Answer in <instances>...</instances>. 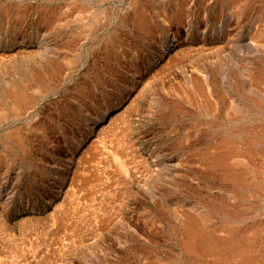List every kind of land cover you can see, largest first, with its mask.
<instances>
[{"label":"rangeland","instance_id":"1","mask_svg":"<svg viewBox=\"0 0 264 264\" xmlns=\"http://www.w3.org/2000/svg\"><path fill=\"white\" fill-rule=\"evenodd\" d=\"M133 1H135V5L133 4ZM162 3L165 6H163ZM67 4H70L69 7L73 10L76 9V6L79 5H81L82 8L87 7V10L83 9V11H86H82L81 15L78 16L80 18H84L81 19V24H78V22L75 21L74 18L67 20L65 14ZM192 4L194 7L192 6ZM138 5L141 6L139 7ZM134 6H136V8ZM132 8H135V10ZM122 9H124L125 12ZM108 12L110 13L108 14ZM136 12L139 13L137 14ZM139 14H143L144 18L147 21L152 22L156 20L157 23L158 20L161 19V16L165 15L168 17L166 22L161 21L158 24L159 27H156V29L150 32V34H146L143 38H140L139 49H141L142 51H148L149 49L152 50L154 48L155 50L158 49V46H161L165 38H172V35H167V29L169 28V25L173 20L172 18L181 14L180 20L175 23V32L172 31V33H185L187 40L185 39L183 43L184 45H187L188 51L190 53H192L191 51L194 52L190 55V59L187 58L183 60L184 62L182 61L181 63H166V66H163L165 68L161 67V70H157L158 74L156 73L153 76L152 74H150V77L147 75L143 78V80L147 81V85H149L148 92L142 95V98H139L137 100L135 106V108H137L135 112L132 111L133 114L131 116L133 121L132 127L135 131V135L138 133H142L143 137L142 139L135 142L136 145L134 144L132 150V152L134 153L132 154L134 156L133 159L135 158V165L134 163H132V168L129 170L134 171V174H136V176L140 175V173L142 172L143 174L141 173L140 178L146 177L144 179L147 187L145 190H143V188H141L140 190H134L133 188L132 196L127 199L126 205H124L125 208L121 211H116L118 209L117 202L111 200L112 202L110 203V206L108 205L107 211H102V214L99 213V219L94 215L95 217L92 216V222L90 220V223H81V225H79L80 223L78 222V225L73 224L64 226V229L62 225V232L59 234L57 233L58 235L55 233L52 237V231L55 230V228L58 229L59 225L63 221V217L60 218L63 214H57V212L55 213L52 208L47 206V201L44 200L43 197H39L41 193L40 191H42L41 185H38V181L41 175L37 176L36 178L31 177L28 170L24 166V162H22L23 160L20 153L17 152L16 149L15 154H13L14 152L9 153V151L6 150L7 148L1 145L4 141L3 134L8 130L18 129L19 127L23 130L31 129L35 123L34 121L41 118L47 120L49 116L55 115V110L61 105V102H68V95L75 88V83L85 76L86 72L88 71L87 69H89V66L87 65L91 66L96 56L102 57V51L100 50L102 49L101 47L107 43V37L111 36L113 34L112 32L114 31L118 32L120 35L122 34L121 36L124 39H126V37H133L134 33L137 30V28L135 27V22ZM115 16L117 17L115 18ZM191 16H193V18H191ZM101 17H103V20L100 19ZM186 19L188 20L186 21ZM85 20L88 22V24L90 23V21H93L94 25L98 24V32L95 34L96 36L94 35L90 38L85 36L86 41L85 38L81 40L80 45L76 47L77 52H75L78 55V63L76 60L73 69L67 71L65 70L66 66L63 61L60 63L59 57L56 59V54H60L59 49L65 41V39H63L62 33L64 34V32L67 30L68 32L72 31L73 35L78 36V32L81 31L82 24L84 25L87 23L85 22ZM65 22H69V26L67 28ZM76 26H79L80 29H77V33L76 31H74V28ZM196 32H199L198 35ZM218 35L219 37H217ZM19 46H21L22 49L25 50V54L26 52H28L29 54L31 52L32 53L30 54L29 59L28 57H26L22 60V63L20 62L16 64V68H18L15 69V75L18 77L22 74L23 71H25V69L29 70V68H31V65H34L33 63L37 61L41 63L40 65H43L44 63H47L51 60L52 62H56L57 64L59 63V65L57 71L54 70L53 72L54 82L52 81V84L54 85L46 83H42V85L40 84L43 93L39 97L37 103H35L31 108L27 109L25 114L20 116V119H18L19 121L10 119L8 120L9 122L4 121L0 124V157L3 158H0V168L2 169H0V202L2 205L0 207V221L4 219V224H6L4 227H0V264H193L196 262L195 259H193V256L190 255L189 252L185 251L186 249L183 248L184 245L182 244L183 238L185 237V234L183 233L185 231L183 224L187 216H194L197 218L202 216V219L204 217H208V219L210 218V221H206V225H204V228L207 230L209 229V232L211 231V233L213 231L214 233L212 234L218 237H235L239 233L243 234L251 244L253 243V246L251 245L252 249L250 251V256L254 257H252V261H250L248 264H264V168H261L264 167V0H144V2L143 0L142 2L141 0H0V54L3 52H10V50L19 48ZM178 49V47L174 46L171 52H177ZM195 52L199 54H196ZM193 55L197 56L194 57ZM188 60L191 61L189 62ZM71 64L73 65L72 61ZM136 64H138V61H135L132 66H129V70H135ZM186 65H188V67ZM115 66L116 65L113 64L112 68L115 69ZM132 67L134 69H132ZM193 68H200L205 71L204 79L205 82L209 85L204 83L206 87H204V90L202 91V98H199L197 96L194 97L191 95L192 97L189 96L190 98L183 97L182 99H179L177 97V94L174 95V88L179 86V83L187 81L188 77H190L188 73L191 74L190 72L193 70ZM139 69L134 72L136 73V76L139 75ZM119 71L122 73L123 70L121 71V69H119ZM159 71L161 73H159ZM11 72L10 69H7V73H5V76L4 73H1L2 77L0 79H2L3 77H8L7 80H9V77L13 78L14 76ZM166 72L167 74H165ZM134 73L132 71L126 70L124 78L135 76ZM175 75H177V77ZM179 78H181V80ZM119 79L115 81V83L117 84L112 82L113 79H110L111 81L109 80V82H112L113 84H111L112 87H110V89L107 91L108 94L106 95L113 93V91L122 86L121 81L124 80ZM151 80L155 81L153 82ZM171 80H173V82H171ZM171 83L172 85H170V88H168V85ZM163 87L164 89H162ZM47 88H49L50 91H47ZM107 97L108 96H105L104 98ZM156 97L158 98L154 100ZM205 98H208L211 103H217V105L213 103L212 107L215 108H212L213 111L211 110L210 114H204L205 112L203 111V107L200 106L201 102L199 101ZM175 103H177L178 105ZM242 107L244 109H242ZM75 110L76 113L79 112L77 109ZM235 110L237 111L235 112ZM208 115L210 117H208ZM186 119H189L187 120L188 122L186 121ZM233 129L234 131H231ZM243 130L246 131L243 132ZM188 134H190L191 136H189ZM226 134L228 136L232 135L233 139H235L236 141L238 140L237 142L239 143L237 144L236 142V144L240 149H242V151H240L241 153L236 152L235 155L232 156L230 166L232 167V169H242L244 172H246L245 175L249 178L247 179H252L253 183L251 182V180L249 181V184L251 185L252 183V186L245 188L246 191L244 188H239V190H237L238 188L235 187V184L231 180H226L220 177L218 174L207 173L206 170H198V155L204 150H208L209 152L212 151L216 143L222 138L221 136L224 137ZM248 135H254V137L257 135L255 140L256 142H250V140H247V138L249 137ZM208 136H210L211 140L210 138H207ZM259 138L261 139L259 140ZM177 139L179 140L177 141ZM185 139L188 141H186ZM259 144L260 146H262L260 147ZM208 145L210 146L208 147ZM204 146H206V148ZM257 153H260V156H258ZM137 156L139 157L137 158ZM237 156H239V159ZM10 158L13 159L10 160ZM234 158L237 160H235ZM139 160L141 162H139ZM194 162L198 164H195ZM173 163L176 165H174ZM155 165H157V167ZM193 165L197 166L193 167ZM240 166H242V168ZM139 168L141 170H139ZM187 168H191L196 172L191 171L188 173V171L186 170ZM143 169L145 170L142 171ZM152 169L155 170L153 174ZM184 170L186 173L184 172ZM253 173H255V175ZM250 174H252L253 176ZM46 180H49V178H47ZM173 180L176 182V184L179 185V188H171L169 186ZM254 181L256 182L254 183ZM151 183L153 185H151ZM243 190L244 192H242ZM235 191L237 193H235ZM164 194L167 196H165ZM239 198L242 199L239 200ZM241 201L243 203H241ZM151 202L153 203L151 204ZM225 203L226 205H224ZM137 204H139L140 206ZM217 204H219L218 207L220 206L221 208H225L224 210H234L236 213H233L235 217L234 215H232L231 219H228L229 221H227V219L224 218L225 212H222L224 210L218 209L217 211V209L215 208ZM148 205H150L151 207ZM129 208L131 211L129 210ZM233 208H239L240 210L238 209L236 211ZM215 210L217 213L215 212ZM213 211L215 212V214ZM240 212L242 214H240ZM53 213L57 214L56 218L58 219H51L50 216ZM144 213L145 215H147L145 216ZM100 215L102 216V218H100ZM151 215L155 216L151 217ZM112 217H114V219ZM117 217L118 220L115 221V218L117 219ZM232 218L234 219V221ZM95 220L97 223L94 222ZM235 221L236 223H234ZM127 222L129 223L127 224L129 226V229H127L128 226L125 224ZM224 222H229V224H223ZM119 223L122 226H120ZM23 225L24 227H22ZM222 225L223 228L221 227ZM25 226L28 229H25ZM123 226L126 227L124 228ZM105 227H107L108 229ZM231 227L234 228L232 229ZM249 227L250 229H248ZM228 228L229 230L227 232ZM240 230L245 231V233H242ZM72 234L74 235L72 236ZM254 235L257 236L254 237ZM61 237H63V240ZM55 241H57V243ZM58 243H61L62 245ZM65 247L68 249H66ZM255 254H257V256ZM241 258H243L242 254H236L230 256L227 260L224 261H226V264L227 262H229L228 264H238ZM27 259L29 260L27 261ZM190 259L194 262H191ZM208 262L215 263V261H213V259L211 258L208 259ZM222 263L223 262H219V264Z\"/></svg>","mask_w":264,"mask_h":264},{"label":"bare ground","instance_id":"2","mask_svg":"<svg viewBox=\"0 0 264 264\" xmlns=\"http://www.w3.org/2000/svg\"><path fill=\"white\" fill-rule=\"evenodd\" d=\"M70 1V0H68ZM79 1V0H78ZM83 1V0H82ZM86 1V0H85ZM101 1V0H100ZM103 1V0H102ZM186 1V0H185ZM99 2V1H98ZM135 1H133V4ZM142 2V0H141ZM144 2V0H143ZM205 2V1H204ZM89 3V2H88ZM100 3V2H99ZM176 3V2H175ZM184 3V2H183ZM206 3V2H205ZM72 4V3H70ZM67 4L66 18L70 20L74 18L78 24L81 22V19L78 17L81 15L83 9L81 5L76 6V9H71ZM141 4V3H140ZM177 4V3H176ZM181 4V3H180ZM187 4V3H186ZM96 5V4H95ZM137 5V4H136ZM142 5V4H141ZM140 5V6H141ZM163 5V3H162ZM240 5V4H238ZM91 6V5H90ZM93 6V5H92ZM97 6V5H96ZM131 6V5H130ZM139 6V5H138ZM139 6V7H140ZM154 6V5H153ZM165 6V5H163ZM193 6V4H192ZM75 7V6H74ZM136 8V6H134ZM144 7V6H143ZM173 7V6H172ZM194 7V6H193ZM92 8V7H91ZM99 8V7H98ZM104 8V7H103ZM127 8V7H126ZM130 8V7H129ZM135 8H132L135 10ZM146 8V7H145ZM177 8V7H176ZM175 8V9H176ZM96 9V8H94ZM93 9V10H94ZM107 9V8H106ZM140 9V8H139ZM188 9V8H187ZM87 10V9H86ZM85 10V11H86ZM90 10V9H89ZM104 10V9H103ZM102 10V11H103ZM108 10V9H107ZM124 11V9H122ZM126 10V9H125ZM152 10V9H151ZM155 10V8H154ZM169 10V9H168ZM195 10V9H194ZM83 11V12H85ZM122 11V12H123ZM172 11V10H171ZM176 11V10H175ZM125 12V11H124ZM128 12V11H127ZM149 12V11H148ZM155 12V11H153ZM157 12V11H156ZM169 12V11H168ZM241 12V11H240ZM110 12H108L109 14ZM137 13V12H136ZM139 13V12H138ZM137 13V14H138ZM91 14V13H90ZM94 14V13H92ZM103 14V13H101ZM122 14V13H121ZM125 14V13H124ZM146 14V13H145ZM186 14V13H185ZM193 14V13H192ZM113 15V14H112ZM123 15V14H122ZM133 15V14H132ZM147 15V14H146ZM95 16V15H94ZM108 16V15H107ZM110 16V15H109ZM117 16H115L116 18ZM190 17V15H189ZM78 18V19H77ZM101 17L100 19H102ZM123 18V17H122ZM158 18V17H157ZM167 16H161V19L149 22L144 18L143 14H139L135 27L137 28L132 38L124 39L118 32L114 31L113 34L107 37V43L104 44L100 49L102 57L95 58L94 62H92L91 66H89L88 71L85 76L75 83V88L72 92L69 93L68 102H61V105L56 108L55 115L49 116L47 120L38 119L34 121V125L31 129H11L3 134L4 141L1 145L5 146L9 153L15 154V149L20 153L22 157V162H24V166L29 172L31 177L36 178L41 175L38 185H41L42 191H40L39 197H43L48 203L47 206L53 209V211L57 214H63L60 218L63 217V221L59 225V228L53 230V235L56 233H61L62 225L69 226L73 224L80 223L79 225L92 222V216H96L99 219L98 215L102 211H107L108 205L112 201L117 202L118 209L121 211L124 209V205H126L127 199L132 196L133 188L140 190L146 189L147 184L145 182L146 177H141L140 175L134 174V171H131L132 163H134L132 152L134 144L136 145V141L142 139V133H138L135 135V131L133 130L132 124V111L135 112L136 102L141 96L148 92L147 81L143 80L147 75L157 73V70L162 68L166 63H176L182 62L183 60L190 57L192 53L188 51L187 45H184L183 41L187 38L185 33L182 32L172 33L175 28V23L178 22L181 18V14L172 18V22L167 29V35H172V38H165L161 44L158 46V49L154 48L148 51H142L139 49L140 38H143L146 34H150V32L154 31L156 27H159L158 24L167 21ZM193 18V16H191ZM92 19V18H91ZM96 19V18H94ZM119 19V18H118ZM134 19V18H133ZM195 19V18H194ZM93 20V19H92ZM103 20V19H102ZM111 20V19H110ZM132 20V18H131ZM188 19H186L187 21ZM66 21V19H65ZM89 21V19H88ZM101 21V20H100ZM115 21V19H114ZM192 21V20H191ZM197 21V20H196ZM85 22H87L85 20ZM104 22V21H103ZM116 23V22H115ZM184 23V22H183ZM66 28L69 26V22H65ZM81 24V23H80ZM96 24V22H95ZM133 24V23H132ZM73 26V25H72ZM80 26V25H79ZM79 26L74 28L76 33L78 32ZM99 25H94L93 21H90L86 24H82L81 31L78 32V36L73 35L72 31L64 32L63 39H65L63 45L59 49L60 54H56V59L59 57L60 63L63 61L65 64V70L69 71L73 69L75 66L76 60L78 59L77 46L80 45L82 39L87 37H93L98 31ZM130 26V25H129ZM164 28V27H163ZM188 28V27H187ZM70 29V28H69ZM114 29V28H113ZM117 29V28H116ZM166 29V28H165ZM181 29V28H180ZM80 30V29H79ZM73 31V32H74ZM120 31V30H118ZM200 31V30H199ZM207 31V30H206ZM108 32V31H106ZM158 32V31H157ZM162 32V31H160ZM175 32V31H174ZM184 32V31H183ZM189 32V31H188ZM75 33V32H74ZM126 33V32H125ZM159 33V32H158ZM197 33V32H196ZM199 33V32H198ZM197 33V35H198ZM219 33V32H218ZM108 34V33H107ZM124 34V33H123ZM133 34V33H132ZM131 34V35H132ZM157 34V33H155ZM187 34V33H186ZM193 34V33H192ZM83 35V36H82ZM130 35V34H129ZM160 35V34H159ZM162 35V34H161ZM201 35V34H200ZM96 36V35H95ZM107 36V35H105ZM124 36V35H123ZM127 36V35H126ZM155 36V35H154ZM165 36V35H164ZM207 36V35H206ZM216 36V35H214ZM103 37V36H102ZM131 37V36H130ZM147 37V36H146ZM152 37V36H151ZM161 37V36H160ZM159 37V38H160ZM219 37V35L217 36ZM216 37V38H217ZM162 38V37H161ZM191 38V37H190ZM226 38V37H225ZM95 39V38H94ZM98 39V38H97ZM100 39V38H99ZM194 39V38H193ZM200 39V38H199ZM90 40V39H89ZM96 40V39H95ZM152 40V39H151ZM187 40V39H186ZM192 40V39H191ZM197 40V39H196ZM223 40V39H222ZM86 41V38H85ZM102 41V40H101ZM198 41V40H197ZM201 41V40H200ZM225 41V40H224ZM157 42V41H156ZM161 42V41H160ZM92 43V42H91ZM95 43V42H94ZM101 43V42H100ZM146 43V42H145ZM218 43V42H217ZM87 44V43H86ZM90 44V43H89ZM202 44V43H201ZM200 44V45H201ZM213 44V43H212ZM220 44V43H219ZM36 45V44H35ZM98 45V44H97ZM154 45V44H153ZM218 45V44H217ZM87 46V45H86ZM90 46V45H89ZM88 46V47H89ZM100 46V45H99ZM178 47L177 52H171L173 47ZM191 46V45H190ZM189 46V47H190ZM207 46V44H206ZM213 46V45H212ZM25 47V46H24ZM153 47V46H152ZM205 47V46H204ZM216 47V46H214ZM90 48V47H89ZM92 48V47H91ZM146 48V47H145ZM151 48V47H150ZM157 48V47H156ZM200 48V47H199ZM203 48V45H202ZM207 48V47H206ZM223 48V47H222ZM35 49V48H34ZM84 49V47H83ZM177 49V48H176ZM90 50V49H89ZM194 50V49H193ZM197 50V49H196ZM203 50V49H201ZM21 46L19 48H14L10 50V52H3L0 54V78L2 77L1 73H7V69H10V72L16 78L8 77L0 79V124L4 121H8L10 119L19 121L20 116L25 114L26 110L31 108L35 103H37L39 97L42 95L43 90L40 87V84H52L54 82L53 72L57 71L58 65L56 62H52L51 60L43 65H40V62H31L34 65H31V68L25 69L21 75L16 76V64L22 63V60L28 57V52H24ZM91 51V50H90ZM174 51V50H173ZM176 51V50H175ZM207 51V50H206ZM52 52V51H51ZM98 52V51H97ZM126 52V53H125ZM171 52V53H170ZM199 52V51H198ZM92 53V52H91ZM95 53V52H93ZM196 53V52H195ZM206 53V52H205ZM219 53V52H218ZM84 54V53H83ZM86 54V53H85ZM199 54V53H196ZM202 54V53H201ZM207 54V53H206ZM38 55V54H37ZM40 55V54H39ZM34 56V55H33ZM99 56V54H98ZM124 56V57H123ZM194 56V55H193ZM197 56V55H195ZM194 56V57H195ZM81 57V56H80ZM87 57V56H86ZM85 57V58H86ZM94 57V56H93ZM202 57V56H201ZM89 58V57H88ZM92 58V56H91ZM203 58V57H202ZM190 59V58H189ZM195 59V58H194ZM200 59V58H199ZM27 60V59H26ZM25 60V61H26ZM34 60V59H33ZM49 60V59H48ZM82 60V59H81ZM86 60V59H84ZM90 60V59H89ZM209 60V59H208ZM73 62V65L71 64ZM138 61V64L135 65V70H129V66ZM189 61V60H188ZM191 61V60H190ZM189 61V62H190ZM27 62V61H26ZM82 62V61H80ZM158 62V63H156ZM184 62V61H183ZM186 62V61H185ZM200 62V61H199ZM78 63V60H77ZM188 63V62H187ZM184 63V64H187ZM197 63V60H196ZM85 64V62H84ZM113 64H115V69L112 68ZM29 65V64H28ZM77 65V64H76ZM177 65V64H176ZM175 65V66H176ZM181 65V64H180ZM179 65V66H180ZM20 66V65H19ZM37 66V67H36ZM63 66V65H62ZM72 66V67H71ZM166 66V65H165ZM168 66V65H167ZM178 66V65H177ZM188 67V65H186ZM203 66V65H202ZM210 66V65H209ZM28 67V66H27ZM194 67V66H193ZM23 68V67H22ZM21 68V69H22ZM85 68V66H84ZM142 68V69H139ZM177 68V67H175ZM202 68V67H201ZM205 68V66H204ZM61 69V68H60ZM121 69L122 73L119 71ZM132 69H134L132 67ZM140 70L139 75H135L136 70ZM173 69V68H172ZM192 69V66H191ZM210 69V68H209ZM23 70V69H22ZM77 70V69H76ZM127 71H132L135 76H131L129 78H124V74ZM161 70V69H160ZM171 70V69H170ZM187 70V69H186ZM64 71V70H63ZM165 71V70H164ZM163 71V72H164ZM182 71V70H181ZM184 71V70H183ZM194 71V72H193ZM207 71V70H206ZM74 72V71H73ZM82 72V71H80ZM176 72V71H175ZM210 72V71H209ZM21 73V72H20ZM61 73V72H60ZM59 73V74H60ZM75 73V72H74ZM143 73V74H142ZM159 73H161L159 71ZM170 73V71H169ZM188 73V72H187ZM190 77H188L187 81H183L179 83V86L174 88V92L179 99L183 97L190 98L194 97H203L202 91L205 84V71L200 68H193L190 72ZM11 74V75H12ZM66 74V73H65ZM158 74V73H157ZM167 74V72L165 73ZM164 74V76H165ZM7 75V74H6ZM131 75V74H130ZM160 75V74H159ZM187 75V76H188ZM55 76V75H54ZM156 76V75H155ZM177 77V75H175ZM209 76V75H208ZM150 77V76H149ZM159 77V76H158ZM162 77V76H161ZM173 77V76H172ZM182 77V76H181ZM120 78V79H119ZM174 78V77H173ZM110 79H113L112 82L115 83L116 80H124L121 81L120 88L113 91V93L108 94L107 91L110 89L112 82H109ZM157 79V78H156ZM167 79V78H166ZM181 80V78H179ZM215 79V78H214ZM143 80V81H142ZM210 80V79H209ZM208 80V81H209ZM212 80V79H211ZM216 80V79H215ZM69 81V80H68ZM111 81V80H110ZM149 81V78H148ZM153 81V80H151ZM155 81V80H154ZM153 81V82H154ZM179 81V80H178ZM203 81V82H202ZM51 82V83H49ZM59 82V81H58ZM64 82V81H62ZM170 82V81H169ZM173 82V80H171ZM184 83V84H183ZM205 83V84H204ZM63 84V83H62ZM117 84V83H115ZM154 84V83H153ZM167 84V83H166ZM174 84V83H173ZM183 84V85H182ZM54 85V84H52ZM156 85V84H155ZM161 85V84H160ZM159 85V86H160ZM169 84L168 88H170ZM209 85V84H207ZM158 86V85H157ZM58 87V86H57ZM162 87V86H161ZM44 88V87H43ZM46 88V87H45ZM54 88V87H53ZM56 88V87H55ZM72 88V87H71ZM151 88V87H150ZM149 88V89H150ZM113 89V88H112ZM164 89V87L162 88ZM45 91V90H44ZM47 91H50L47 88ZM111 91V90H110ZM158 91V90H157ZM170 91V90H169ZM220 91V90H219ZM63 93V92H62ZM156 93V92H155ZM207 93V92H206ZM209 93V92H208ZM217 93V92H216ZM224 93V92H223ZM202 94V95H201ZM192 95V96H191ZM213 95V93H212ZM219 95V94H218ZM108 96L107 98H104ZM159 96V94H158ZM170 96V95H169ZM190 96V97H189ZM61 97V96H60ZM165 97V96H164ZM207 97V96H206ZM216 97V96H215ZM71 98V99H70ZM145 98V97H144ZM156 97L154 100H156ZM163 98V97H162ZM211 98V97H210ZM213 98V97H212ZM218 98V97H217ZM58 99V98H57ZM215 99V98H214ZM223 99V98H222ZM220 99V100H222ZM42 100V98H41ZM148 100V99H147ZM159 100V99H158ZM166 100V99H165ZM177 100V99H175ZM187 100V99H186ZM193 100V99H192ZM219 100V99H217ZM216 100V101H217ZM143 101V100H142ZM153 101V100H152ZM151 101V102H152ZM167 101V100H166ZM196 101V100H195ZM224 101V100H223ZM41 102V101H40ZM56 102V101H55ZM60 102V101H59ZM150 102V103H151ZM201 107H203V111L206 113H211L213 103L210 102L208 98H205L201 101ZM221 102V101H220ZM229 102V101H228ZM147 103V101H146ZM223 103V102H222ZM253 103V102H252ZM57 104V103H56ZM172 104V103H171ZM177 104V103H175ZM194 104V103H192ZM197 104V102H196ZM195 104V105H196ZM227 104V103H226ZM250 104V103H249ZM37 105V104H36ZM35 105V106H36ZM53 105V104H52ZM146 105V104H145ZM152 105V104H151ZM178 105V104H177ZM199 105V104H198ZM217 105V103L215 104ZM214 105V106H215ZM153 106V105H152ZM164 106V105H163ZM199 106V107H200ZM222 106V105H221ZM226 106V105H225ZM148 107V106H147ZM157 107V106H156ZM190 107V106H189ZM195 107V106H194ZM193 107V108H194ZM224 107V106H223ZM235 107V106H234ZM237 107V106H236ZM35 108V107H34ZM42 108V107H41ZM46 108V107H45ZM192 108V107H191ZM233 108V107H232ZM246 108V107H245ZM251 108V107H250ZM253 108V107H252ZM43 109V108H42ZM55 109V108H54ZM53 109V110H54ZM77 109L79 112L76 113ZM141 109V108H140ZM158 109V108H157ZM160 109V108H159ZM190 109V108H189ZM221 109V107H220ZM242 109H244L242 107ZM38 110V109H37ZM198 110V109H197ZM196 110V111H197ZM218 110V108H217ZM239 110V109H238ZM250 110V109H249ZM141 111V110H140ZM156 111V110H154ZM163 111V110H162ZM199 111V110H198ZM197 111V112H198ZM213 111V110H212ZM230 111V110H227ZM232 111V110H231ZM237 110H235L236 112ZM40 112V111H39ZM151 112V111H150ZM164 112V111H163ZM216 112V110H215ZM44 113V112H43ZM140 113V112H139ZM148 113V112H146ZM187 113V112H186ZM190 113V112H189ZM195 113V112H194ZM213 113V112H212ZM221 113V111H220ZM234 113V112H233ZM37 114V113H36ZM51 114V113H50ZM54 114V113H53ZM164 114V113H163ZM218 114V113H217ZM225 114V113H224ZM232 114V113H231ZM235 114V113H234ZM35 115V114H34ZM38 115V114H37ZM41 115V114H40ZM44 115V114H43ZM42 115V116H43ZM138 115V114H137ZM150 115V114H149ZM168 115V114H167ZM195 115V114H194ZM212 115V114H211ZM36 116V115H35ZM152 116V115H151ZM155 116V115H154ZM182 116V115H181ZM193 116V115H192ZM213 116V115H212ZM216 116V115H214ZM229 116V115H228ZM239 116V114H238ZM56 117V118H54ZM144 117V116H143ZM142 117V118H143ZM158 117V115H157ZM156 117V118H157ZM208 117H210L208 115ZM221 117V116H220ZM226 117V115H225ZM234 117V116H233ZM135 118V117H134ZM145 118V117H144ZM182 118V117H181ZM207 118V117H206ZM215 118V117H214ZM240 118V117H239ZM180 119V118H179ZM184 119V117H183ZM195 119V118H194ZM218 119V118H217ZM135 120V119H134ZM189 119H186V121ZM209 120V119H208ZM142 121V120H141ZM144 121V119H143ZM151 121V120H150ZM200 121V119H199ZM205 121V120H204ZM211 121V120H210ZM213 121V120H212ZM9 122V121H8ZM136 122V121H135ZM167 122V121H165ZM182 122V121H181ZM188 122V121H187ZM196 122V121H195ZM216 122V120H215ZM144 123V122H143ZM174 123V122H173ZM176 123V121H175ZM184 123V122H183ZM163 124V123H162ZM169 124V123H168ZM187 124V123H186ZM193 124V123H192ZM198 124V123H197ZM219 124V123H218ZM222 124V123H220ZM233 124V123H232ZM237 124V122H236ZM11 125V124H10ZM145 125V124H144ZM165 125V124H164ZM183 125V124H182ZM205 125V124H204ZM19 126V125H18ZM29 126V125H28ZM190 126V125H189ZM195 126V125H194ZM166 127V126H165ZM178 127V126H177ZM185 127V126H184ZM193 127V126H192ZM191 127V128H192ZM197 127V126H196ZM225 127V125H224ZM229 127V126H228ZM235 127V126H234ZM14 128V127H13ZM27 128V127H26ZM142 128V127H141ZM140 128V129H141ZM180 128V127H179ZM194 128V127H193ZM230 128V127H229ZM232 128V127H231ZM8 129V128H7ZM136 129V128H135ZM163 129V128H162ZM181 129V128H180ZM187 129V128H185ZM184 129V130H185ZM189 129V128H188ZM202 129V128H200ZM249 129V128H248ZM247 129V130H248ZM109 130V131H108ZM172 130V128H171ZM182 130V129H181ZM218 130V129H217ZM226 130V129H225ZM251 130V129H250ZM254 130V129H253ZM5 131V130H3ZM108 131V132H107ZM170 131V130H169ZM179 131V130H177ZM187 131V130H186ZM192 131V130H191ZM222 131V130H221ZM228 131V130H227ZM231 131H234L231 130ZM246 130H243V132ZM111 132V134H110ZM171 132V131H170ZM185 132V131H184ZM201 132V131H200ZM209 132V131H207ZM242 132V131H241ZM248 132V131H247ZM264 132V131H263ZM110 135H109V134ZM186 133V132H185ZM189 133V132H188ZM225 133V132H224ZM233 133V132H232ZM246 133V132H245ZM250 133V132H249ZM261 133V132H259ZM176 134V133H174ZM196 134V132H195ZM203 134V133H202ZM211 134V133H210ZM214 134V133H213ZM219 134V133H218ZM223 134V133H222ZM237 134V133H235ZM234 134V135H235ZM243 134V133H241ZM248 134V133H247ZM255 134V133H254ZM257 134V133H256ZM263 134V133H261ZM166 135V134H165ZM191 136L190 134H188ZM220 135V134H219ZM231 135V134H230ZM240 135V134H238ZM237 135V136H238ZM149 136V135H148ZM157 136V135H156ZM159 136V135H158ZM180 136V135H179ZM194 136V135H193ZM192 136V137H193ZM199 136V135H198ZM217 136V134H216ZM236 136V135H235ZM242 136V135H241ZM240 136V137H241ZM249 136V135H248ZM247 136V137H248ZM259 136V135H258ZM264 136V135H263ZM162 137V136H161ZM176 137V136H174ZM216 143L215 147L212 151L204 150L202 151L198 157V170H206L207 173L218 174L220 177L224 179L231 180L235 187L240 189H245L252 186L249 184V178L246 177L245 173L242 169L236 170L232 169L231 158L235 155L236 152L241 153L242 149H240L235 139L227 134ZM243 137V136H242ZM257 135L254 137L249 136L247 140L255 141ZM260 137V136H259ZM146 138V137H145ZM157 138V137H156ZM164 138V137H163ZM166 138V137H165ZM194 138V137H193ZM207 138H210L208 136ZM212 138V135H211ZM210 138V140H211ZM214 138V137H213ZM183 139V138H182ZM181 139V140H182ZM241 139V138H240ZM261 138H259L260 140ZM264 139V138H263ZM166 140V139H165ZM179 139H177L178 141ZM186 140V139H185ZM218 140V138H217ZM242 140V139H241ZM246 140V139H245ZM246 140V141H247ZM188 141V140H186ZM200 141V140H199ZM245 141V142H246ZM141 142V141H140ZM184 142V141H183ZM206 142V141H205ZM237 142V144H236ZM244 142V141H243ZM256 142V141H255ZM176 143V140H175ZM141 144V143H140ZM185 144V143H184ZM202 144V143H201ZM200 144V145H201ZM214 144V143H213ZM241 144V143H240ZM254 144V143H253ZM252 144V145H253ZM257 144V143H256ZM8 145V146H7ZM170 145V144H169ZM198 145V143H197ZM144 146V145H143ZM195 146V145H193ZM210 145H208L209 147ZM243 146V145H242ZM249 146V145H247ZM260 146V144H259ZM262 146V145H261ZM260 146V147H261ZM177 147V145H176ZM206 148V146H204ZM213 147V146H212ZM256 147V146H255ZM192 148V147H191ZM202 148V147H201ZM5 149V148H4ZM184 149V147H183ZM209 149V148H208ZM252 149V148H251ZM258 149V148H257ZM142 150V149H141ZM170 150V149H169ZM178 150V149H177ZM182 150V149H181ZM186 150V149H185ZM246 150V149H245ZM174 151V149H173ZM172 151V152H173ZM250 151V150H249ZM253 151V150H252ZM164 152V151H163ZM181 152V151H180ZM246 152V151H245ZM3 153V152H2ZM1 153V154H2ZM18 153V154H19ZM249 153V152H248ZM7 154V152H6ZM247 155V154H246ZM260 156V153L258 154ZM11 156V155H10ZM14 156V155H13ZM153 156V155H150ZM262 156V155H261ZM16 157V156H15ZM139 156H137L138 158ZM158 157V156H157ZM156 157V158H157ZM167 157V156H166ZM239 159V156H237ZM235 157V158H237ZM248 157V156H247ZM255 157V156H254ZM3 159L2 157H0ZM5 158V156H4ZM180 158V157H179ZM234 158V159H235ZM251 158V157H250ZM257 158V157H256ZM13 159V158H12ZM10 158V160H12ZM161 159V158H160ZM241 159V158H240ZM141 160V159H140ZM139 160V162H141ZM145 160V159H144ZM153 160V159H151ZM155 160V159H154ZM164 160V159H163ZM237 160V159H235ZM21 161V160H18ZM143 161V160H142ZM4 162V161H3ZM157 162V161H156ZM187 162V161H185ZM234 162V161H233ZM239 162V161H238ZM243 162V161H242ZM241 162V163H242ZM137 163V162H136ZM169 163V162H168ZM178 163V162H177ZM189 163V162H188ZM195 163V162H194ZM195 163V164H198ZM240 163V162H239ZM247 163V162H246ZM9 164V163H8ZM15 164V163H14ZM17 164V163H16ZM149 164V163H148ZM174 164V163H173ZM179 164V163H178ZM186 164V163H184ZM192 164V163H191ZM245 164V163H244ZM135 165V163H134ZM176 165V164H174ZM233 165V164H232ZM246 165V164H245ZM258 165V164H257ZM256 165V166H257ZM20 166V165H19ZM137 166V165H136ZM141 166V165H140ZM139 166V167H140ZM147 166V164H146ZM154 166V165H153ZM157 167V165H155ZM168 166V165H167ZM181 166V165H180ZM197 166V165H196ZM193 165V167H196ZM236 166V165H235ZM234 166V167H235ZM21 167V166H20ZM134 167V166H133ZM155 167V168H156ZM161 167V165H160ZM164 167V166H163ZM170 167V166H169ZM185 167V166H183ZM182 167V168H183ZM242 168V166H240ZM138 168V167H137ZM136 168V169H137ZM142 168V167H141ZM181 168V167H180ZM249 168V167H248ZM264 168V167H261ZM1 169V168H0ZM11 169V168H10ZM179 169V168H178ZM253 169V167H252ZM256 169V168H254ZM259 169V168H258ZM2 170V169H1ZM8 170V169H7ZM6 170V171H7ZM14 170V169H13ZM139 170H141L139 168ZM143 169L142 171H144ZM165 170V169H164ZM189 172L195 171L191 168L186 169ZM197 170V172H198ZM264 170V169H263ZM5 171V170H3ZM15 171V170H14ZM24 171V169H23ZM136 171V170H135ZM147 171V170H146ZM145 171V172H146ZM149 171V169H148ZM183 171V170H182ZM247 171V170H245ZM262 171V170H260ZM22 172V170H21ZM139 172V171H138ZM155 172L152 169V174ZM181 172V170H180ZM185 172V170H184ZM196 172V171H195ZM259 172V171H257ZM148 173V172H147ZM172 173V171H171ZM186 173V172H185ZM202 173V172H201ZM256 173V171H255ZM255 173H253L255 175ZM143 174V173H142ZM162 174V173H161ZM175 174V172H174ZM191 174V173H190ZM200 174V173H199ZM205 174V173H204ZM5 175V174H4ZM3 175V176H4ZM18 175V174H17ZM22 175V174H21ZM184 175V174H183ZM211 175V174H210ZM252 175V174H250ZM143 176V175H142ZM146 176V175H144ZM148 176V174H147ZM176 176V175H175ZM179 176V175H178ZM203 176V175H202ZM216 176V175H215ZM253 176V175H252ZM258 176V175H257ZM12 177V176H11ZM173 177V176H172ZM217 177V176H216ZM49 178V180H46ZM143 178V179H142ZM161 178V177H160ZM178 178V177H177ZM176 178V179H177ZM203 178V177H202ZM205 178V177H204ZM210 178V177H208ZM207 178V179H208ZM248 178V179H247ZM252 178V177H251ZM179 179V178H178ZM21 180V179H20ZM31 180V179H30ZM29 180V181H30ZM182 180V179H181ZM206 180V179H205ZM255 180V179H254ZM15 181V179H14ZM34 181V180H33ZM230 181V182H231ZM37 182V181H36ZM155 182V181H154ZM158 182V181H157ZM256 181H254L255 183ZM2 183V182H1ZM29 183V182H28ZM34 183V182H33ZM187 183V182H186ZM190 183V182H189ZM18 184V182H17ZM159 184V183H158ZM133 185V186H132ZM151 185H153L151 183ZM156 185V184H155ZM35 186V185H34ZM171 188H179L178 184L173 180L169 185ZM188 186V185H187ZM26 187V186H25ZM29 187V186H28ZM38 187V186H37ZM35 187V188H37ZM40 187V186H39ZM159 187V186H158ZM168 187V186H167ZM190 187V186H189ZM233 187V186H232ZM234 187V189H235ZM33 188V187H32ZM57 188V189H55ZM165 188V187H164ZM4 189V188H3ZM31 189V188H30ZM39 189V188H38ZM37 189V190H38ZM152 190V189H151ZM160 190V189H159ZM165 190V189H164ZM173 190V189H172ZM184 190V188H183ZM187 190V189H186ZM27 191V190H26ZM150 191V190H149ZM167 191V190H166ZM246 191V189H245ZM25 192V191H23ZM241 192V191H240ZM244 192V190L242 191ZM144 193V192H143ZM149 193V192H148ZM235 193H237L235 191ZM135 194V193H134ZM138 194V193H137ZM145 194V193H144ZM147 194V193H146ZM155 194V193H154ZM167 194V193H166ZM169 194V193H168ZM242 194V193H241ZM140 195V194H139ZM161 195V194H160ZM165 195V194H164ZM151 196V195H150ZM167 196V195H165ZM134 197V196H133ZM162 197V196H161ZM164 197V196H163ZM170 197V196H169ZM239 197V196H238ZM173 198V197H172ZM157 199V198H156ZM242 198H239V200ZM112 200V201H111ZM152 200V199H151ZM153 201V200H152ZM155 201V199H154ZM158 201V200H157ZM129 202V201H128ZM135 202V201H134ZM153 202H151L152 204ZM222 203V202H221ZM220 203V204H221ZM241 203H243L241 201ZM116 204V203H115ZM143 204V203H142ZM150 204V205H151ZM172 204V203H171ZM44 205V204H43ZM128 205V204H127ZM133 205V204H132ZM139 205V204H137ZM148 205V206H150ZM156 205V204H155ZM215 206L217 209H225ZM226 205V203L224 204ZM250 205V204H248ZM0 202V207H1ZM114 206V204H113ZM129 206V205H128ZM127 206V207H128ZM140 206V205H139ZM143 206V205H142ZM153 206V205H152ZM162 206V205H161ZM132 207V206H131ZM145 207V206H144ZM151 207V206H150ZM156 207V206H155ZM231 207V206H229ZM247 207V206H246ZM49 208V209H50ZM117 208V207H116ZM115 208V209H116ZM149 208V207H148ZM228 208V207H227ZM137 209V208H136ZM153 209V208H152ZM158 209V208H157ZM235 209V208H233ZM239 208L235 209L236 211ZM242 209V208H241ZM130 210V208H129ZM147 210V209H146ZM214 210V209H213ZM240 210V209H239ZM243 210V209H242ZM111 211V210H109ZM131 211V210H130ZM141 211V210H140ZM114 212V210H113ZM128 212V211H125ZM144 212V211H143ZM150 212V210H149ZM210 212V211H209ZM214 212V211H213ZM212 212V213H213ZM216 212V210H215ZM214 212V214H215ZM225 212L224 218L229 221L235 213L234 210H224ZM244 212V211H243ZM53 213L50 217L52 220L58 219L56 218L57 214ZM108 213V212H106ZM123 213V212H122ZM147 213V212H146ZM217 213V212H216ZM41 214V213H40ZM102 214V213H101ZM208 214V213H207ZM221 214V213H219ZM236 214V213H235ZM240 214H242L240 212ZM48 215V214H46ZM50 215V214H49ZM104 215V213H103ZM116 215V214H115ZM119 215V214H118ZM121 215V214H120ZM124 215V214H123ZM145 215V213H144ZM147 215V214H146ZM145 215V216H146ZM39 216V215H38ZM94 216V217H95ZM101 216V215H100ZM133 216V215H132ZM138 216V215H137ZM155 216V215H153ZM151 215V217H153ZM210 216V215H209ZM240 216V215H236ZM47 217V216H46ZM49 217V216H48ZM123 217V216H122ZM142 217V216H140ZM149 217V216H148ZM202 217V216H201ZM194 217L187 216L184 221V229L183 232L185 237L183 238V245L187 252L193 256L195 259V263L193 264H219V262H223L222 264H226V261L230 256L236 254H242V257L238 264H248L252 261V257L250 256V251L252 249L251 244L248 239L243 234H237V236L233 237H218L213 235L212 231L209 232V229H205L204 225H206V221H210V218L204 217ZM222 217V216H221ZM235 217V215H234ZM59 218V219H60ZM102 218V216L100 217ZM106 218V217H105ZM114 219V217H112ZM111 218V220H112ZM39 219V218H38ZM94 219V218H93ZM150 219V218H149ZM152 219V218H151ZM229 219V220H228ZM233 219V218H232ZM104 220V219H103ZM102 220V221H103ZM108 220V219H107ZM118 220L115 218V221ZM120 220V216H119ZM127 220V219H126ZM140 220V218H139ZM148 220V219H147ZM212 220V218H211ZM224 220V219H223ZM4 219L0 221V227H4ZM27 221V220H26ZM38 221V220H37ZM75 223H74V222ZM114 221V222H115ZM234 221V219H233ZM232 221V222H233ZM23 222V221H22ZM43 222V221H42ZM45 222V221H44ZM96 222V220L94 221ZM93 222V223H94ZM101 222V221H100ZM120 222V221H119ZM125 222V221H124ZM142 222V221H141ZM212 222V221H211ZM223 222V221H222ZM241 222V221H240ZM7 223V222H5ZM30 223V222H29ZM38 223V222H37ZM97 223V222H96ZM227 223V222H226ZM225 222L223 224H226ZM236 223V221L234 222ZM35 224V223H34ZM101 224V223H100ZM120 224V223H119ZM129 224L128 222L125 223ZM138 224V223H137ZM208 224V223H207ZM229 224V222L227 223ZM233 224V223H232ZM26 225V224H25ZM57 225V227H58ZM88 225V224H87ZM252 225V224H251ZM257 225V224H256ZM28 226V224H27ZM56 226V225H55ZM75 226V225H74ZM90 226V225H89ZM120 226H122L120 224ZM128 226V225H127ZM133 226V225H131ZM208 226V225H207ZM217 226V225H216ZM215 226V227H216ZM229 226V225H228ZM225 226V227H228ZM231 226V224H230ZM237 226V225H235ZM253 226V225H252ZM260 227L259 225H257ZM256 226V228H257ZM24 227V225L22 226ZM26 227V226H25ZM124 228L126 226H123ZM220 227V226H218ZM223 228V225L221 226ZM33 228V227H32ZM76 228V227H74ZM107 228V227H105ZM104 228V230H105ZM115 228V227H114ZM221 228V229H222ZM232 229L234 227H231ZM230 228V229H231ZM254 228V227H253ZM261 228V227H260ZM23 229V228H22ZM21 229V230H22ZM25 229H28L27 227ZM72 229V228H70ZM82 229V228H81ZM108 229V228H107ZM129 229V226L128 228ZM133 229V228H132ZM131 229V230H132ZM215 229V228H214ZM226 229V228H225ZM250 229V227L248 228ZM252 229V228H251ZM8 230V229H7ZM111 230V229H110ZM229 228L227 229L228 232ZM255 230V229H254ZM257 230V229H256ZM259 230V228H258ZM65 231V230H64ZM76 231V230H75ZM136 231V230H135ZM139 231V230H138ZM235 231V229H234ZM241 231V230H240ZM23 232V231H22ZM51 232V233H52ZM226 232V231H225ZM224 232V233H225ZM245 233V231H241ZM5 233V231H4ZM3 233V234H4ZM65 233V232H64ZM74 233V232H72ZM76 233V232H75ZM223 233V232H221ZM230 233V232H229ZM233 233V232H232ZM231 233V234H232ZM260 233V232H259ZM10 234V233H8ZM12 234V233H11ZM57 234V235H58ZM79 234V233H78ZM235 234V235H236ZM247 234V233H246ZM257 234V233H255ZM13 235V234H12ZM74 234H72L73 236ZM56 236V235H55ZM77 236V235H76ZM223 236V235H222ZM230 236V235H229ZM247 236V235H246ZM257 235H254V237ZM13 237V236H11ZM75 237V236H74ZM142 237V236H141ZM260 237V236H259ZM63 240V237H61ZM249 238V237H248ZM142 239V238H141ZM257 239V238H256ZM53 240V239H52ZM59 240V239H58ZM61 240V239H60ZM57 243V241H55ZM60 242V241H59ZM62 242V241H61ZM254 242V241H253ZM255 243V242H254ZM61 244V243H58ZM57 245V244H56ZM55 245V246H56ZM62 245V244H61ZM70 245V244H69ZM68 245V246H69ZM57 247V246H56ZM131 247V246H130ZM66 248V247H65ZM64 248V249H65ZM70 248V247H69ZM75 248V247H74ZM62 249V248H59ZM63 249V250H64ZM68 249V248H66ZM58 250V249H57ZM71 250V249H70ZM131 250V249H130ZM137 250V249H136ZM152 250V249H151ZM10 251V250H9ZM18 251V249H17ZM66 251V250H65ZM126 251V249H125ZM70 252V251H69ZM13 253V252H12ZM66 253V252H64ZM244 254V255H243ZM249 254V255H248ZM188 255V254H187ZM257 256V254H255ZM191 256V257H192ZM190 257V256H189ZM213 259L215 263L208 262V259ZM256 258V257H255ZM254 258V259H255ZM189 259V258H188ZM215 259V260H214ZM235 259V258H234ZM29 259H27L28 261ZM191 260V259H190ZM223 260V261H222ZM238 261V260H236ZM191 262H194L191 260ZM28 263V262H27ZM30 263V262H29ZM189 263V261H188ZM229 262H227L228 264ZM231 263V262H230ZM259 263V262H258ZM257 264V263H256Z\"/></svg>","mask_w":264,"mask_h":264}]
</instances>
